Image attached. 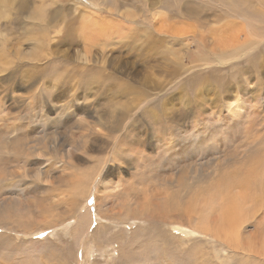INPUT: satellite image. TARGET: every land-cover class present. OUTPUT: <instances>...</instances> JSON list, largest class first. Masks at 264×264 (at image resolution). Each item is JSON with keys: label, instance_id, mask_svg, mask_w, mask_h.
Returning a JSON list of instances; mask_svg holds the SVG:
<instances>
[{"label": "rangeland", "instance_id": "1", "mask_svg": "<svg viewBox=\"0 0 264 264\" xmlns=\"http://www.w3.org/2000/svg\"><path fill=\"white\" fill-rule=\"evenodd\" d=\"M253 6L0 0V264H128L142 214L180 205L210 232L182 235L199 262L264 264V24L233 16ZM122 33L151 36L165 75Z\"/></svg>", "mask_w": 264, "mask_h": 264}, {"label": "bare ground", "instance_id": "2", "mask_svg": "<svg viewBox=\"0 0 264 264\" xmlns=\"http://www.w3.org/2000/svg\"><path fill=\"white\" fill-rule=\"evenodd\" d=\"M254 2V6L252 7V9L250 11H247L246 13L243 11L237 12L235 13L233 16L237 17V18H242L245 20H253L254 22H251L252 25L256 26L259 23L260 24H264V0H251ZM165 5H168V3H164ZM153 14L151 15L150 18V31L152 30L153 35L154 32H156L159 35H162L163 37L167 34V29L165 27H158L156 28V24L153 22ZM249 23V22H248ZM229 24H226L225 28L228 26ZM88 27V26H87ZM97 27V26H96ZM257 28H261L260 26ZM89 32H94L93 35L99 36L103 33V31H97L95 28L88 29ZM124 34V33H122ZM236 33H233V35H235ZM126 37H130V40L128 41L127 46L130 48L131 52L135 53V46L136 43L139 41H141V37L138 35H132L130 33V35H126L124 34ZM123 35V36H124ZM229 36V37H227ZM232 35L231 34H227L226 37L230 38ZM145 39H150L151 36H149L148 34H146L145 36H142ZM162 38L161 36L157 37V40ZM165 38V37H164ZM94 40V39H93ZM140 42L141 45V49L144 53V56L147 58L146 60H149L148 62H158L159 60H162L164 67H163V72L164 75L166 73L167 67H168V63L166 62V60L168 59L167 57L163 58V57H159L160 55H154L155 54V50H154V42L153 44H148L146 43L147 40ZM156 40V39H154ZM152 41V40H150ZM93 44V43H92ZM103 44V43H102ZM99 45V44H98ZM89 47V46H88ZM92 47V46H90ZM161 58V59H160ZM254 60V59H253ZM215 75V74H214ZM263 75V74H262ZM202 77V76H201ZM213 78V75H212ZM197 79V78H196ZM99 81V80H97ZM103 81V80H102ZM197 81V80H196ZM165 82V81H164ZM195 82V81H194ZM203 82V81H202ZM100 85H104V81L103 82H99ZM126 86L120 85V90L125 89ZM140 93V92H139ZM134 94V93H133ZM135 96V95H134ZM137 99V95L135 97ZM133 101V100H132ZM233 114V113H232ZM111 116V115H110ZM112 118V117H111ZM110 118V119H111ZM111 123V122H110ZM119 131V130H117ZM96 133V132H95ZM125 134V133H124ZM131 162V161H130ZM68 164V163H67ZM112 166V165H111ZM125 169V168H124ZM177 170V169H176ZM178 172V171H177ZM97 174V173H96ZM96 174L94 175H90V179L92 180V184L95 183L96 179ZM249 175V174H248ZM100 176V175H99ZM98 177V176H97ZM90 179L89 180H84L83 182H81L80 184L84 185V191H86L85 194L86 197L89 196V192H91V183H90ZM73 184H77L79 183V178H75L72 182ZM245 183V182H244ZM119 184V183H118ZM246 184V183H245ZM113 185V184H112ZM244 185V184H243ZM90 186V188H88ZM118 188V187H117ZM123 188V187H122ZM241 188V187H240ZM88 189V190H87ZM174 189V188H173ZM116 190V189H114ZM122 190V189H121ZM120 190V191H121ZM148 190V189H147ZM165 190V189H164ZM179 190V188H178ZM219 190V189H218ZM221 190V189H220ZM174 191V190H173ZM183 191V189H182ZM186 191V190H185ZM216 191V190H215ZM119 192V191H118ZM148 192V191H147ZM117 193V192H116ZM169 193V192H168ZM178 193V192H177ZM115 194V192L113 193ZM154 194V193H153ZM217 194V193H215ZM214 194V195H215ZM118 195V194H116ZM158 195V193H157ZM148 196V195H147ZM216 196V195H215ZM120 197V196H119ZM168 197V196H167ZM217 197V196H216ZM107 198V197H106ZM163 198V197H162ZM96 200H98V198H95ZM142 199V198H141ZM158 199V198H157ZM165 199V198H164ZM210 199V198H209ZM216 199V198H215ZM246 199V198H245ZM131 201V200H130ZM129 201V202H130ZM166 201V200H165ZM241 201V200H240ZM245 201V200H244ZM126 202V201H125ZM159 202V201H156ZM164 202V200H163ZM212 202V201H211ZM73 203H75L74 200L70 201V204L72 205ZM95 203V202H94ZM124 204V203H123ZM126 204V203H125ZM140 206L141 205H147L146 207H148V202H146V200L144 201V198L142 199V204L139 203ZM138 204V205H139ZM77 205V204H76ZM129 205V204H128ZM137 205V206H138ZM158 205V204H157ZM218 205V204H217ZM220 205V204H219ZM94 206V205H93ZM136 206V205H135ZM139 206V207H140ZM192 206L195 205H188L187 207H183L182 205L176 207L178 209L175 208V210H171V209H167L168 215L166 214V210H162L160 216H155L153 218H149L146 217V214H142V216H144V220H143V226L147 227L146 228V233H132L131 236L128 238V240H126V243L128 244V247H131L132 245L134 247H137V249L141 250V254L139 256V260L137 259V255L135 257H130V254L127 256L128 260V264H130L132 262V264H136V262H138L139 264H203L201 262L198 261L197 258L194 257V253L195 250H191L188 249L186 246V240H185V245L182 243V238L183 236H189V237H198V236H210V232L208 231L207 234H204V228L202 226H198L199 222H195L194 220L196 219L193 217H190L189 214L192 213L193 210ZM70 207V206H69ZM77 207V206H76ZM95 207H97V202L95 203ZM130 207V206H129ZM134 207V206H133ZM183 209H179L182 208ZM135 208V207H134ZM143 208V207H141ZM165 208V207H164ZM212 208V207H211ZM111 209V208H109ZM71 210V208H70ZM73 210V209H72ZM71 213H74L72 212ZM129 210V208H128ZM137 210V209H136ZM142 210V209H141ZM198 210V209H197ZM194 208V211H197ZM212 210V209H211ZM226 210V211H225ZM218 218V220L222 223V227H226L229 230L233 227L234 222H235V215L236 213H238V210H236L233 206H231L230 204L226 207L225 209ZM108 211V210H107ZM184 212L183 213H181ZM208 211V210H207ZM213 211V210H212ZM96 212L98 213V210L96 208ZM123 212V211H122ZM48 213V212H46ZM70 213V212H69ZM70 213V214H71ZM127 213H130L129 211ZM212 213V212H211ZM89 214V213H88ZM136 214V213H134ZM199 214V213H198ZM208 214V213H207ZM217 214V213H216ZM83 215V214H82ZM97 216H99L98 214H95ZM120 215L122 216V218L124 217L122 215V213H120ZM139 215V214H138ZM202 215V214H201ZM206 215V214H205ZM110 216H112L110 214ZM127 216V215H126ZM129 216V215H128ZM200 216V215H198ZM76 217V215H75ZM134 217V216H133ZM228 217L231 218V221L228 219ZM50 218V216H49ZM58 218V217H57ZM132 218V217H131ZM100 219V218H99ZM112 219H116V218H112ZM128 219V218H127ZM133 220H135V218H132ZM206 218H204L205 220ZM48 221L45 223L43 230H51L53 229L51 227V222L49 219H47ZM209 220V219H208ZM74 221V220H73ZM83 221V220H82ZM207 221V220H206ZM205 221V222H206ZM72 222V221H71ZM77 222V221H76ZM121 222V221H120ZM134 222V221H133ZM180 222H185L187 227H182L184 226L183 224H181ZM263 223V222H262ZM39 224V223H38ZM132 224V223H131ZM32 226V225H31ZM79 226V225H78ZM205 227V223L203 225ZM56 226L54 225V228ZM28 229V228H27ZM167 229H172L174 231L180 232V234L175 235V232L170 233ZM235 229V228H234ZM30 230V229H29ZM28 231V230H27ZM31 231V230H30ZM79 231V230H78ZM188 231V232H187ZM34 232V231H33ZM207 232V231H206ZM23 233V232H22ZM83 233V232H82ZM230 233V232H228ZM34 234V233H33ZM129 234V233H128ZM98 230H95L93 235H92V240H94L95 238H98ZM183 235V236H182ZM116 239V236L114 235V237L109 236V241L112 244V241ZM210 239V238H209ZM188 240V239H187ZM108 241V242H109ZM62 242H64L62 240ZM71 242V241H70ZM68 243V242H67ZM124 243V242H123ZM104 244H106L104 242ZM125 244V243H124ZM119 245V244H118ZM107 246V244H106ZM123 247V246H122ZM194 248V246H193ZM217 248V247H216ZM117 249V248H116ZM134 250V249H133ZM240 251V250H239ZM204 253V252H203ZM215 254V253H214ZM264 254V253H263ZM253 255V254H252ZM120 256V255H119ZM206 256V255H205ZM215 256V255H214ZM49 257V256H48ZM245 257V256H244ZM38 258V257H37ZM205 258V257H204ZM43 259V257L41 258ZM39 257L40 262H42ZM4 260V259H3ZM33 261V260H32ZM118 261V260H117ZM36 262V260H35ZM219 262V261H218ZM32 264V262H31ZM39 264V263H38ZM44 264V263H43ZM60 264H64V262H61Z\"/></svg>", "mask_w": 264, "mask_h": 264}]
</instances>
